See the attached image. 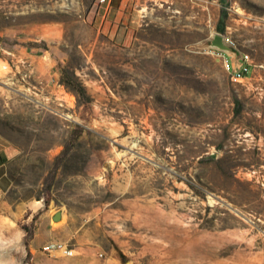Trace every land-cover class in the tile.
Segmentation results:
<instances>
[{
	"label": "rangeland",
	"instance_id": "rangeland-1",
	"mask_svg": "<svg viewBox=\"0 0 264 264\" xmlns=\"http://www.w3.org/2000/svg\"><path fill=\"white\" fill-rule=\"evenodd\" d=\"M173 1L116 44L100 0H0V264H264V34L233 81L228 0Z\"/></svg>",
	"mask_w": 264,
	"mask_h": 264
},
{
	"label": "crops",
	"instance_id": "crops-1",
	"mask_svg": "<svg viewBox=\"0 0 264 264\" xmlns=\"http://www.w3.org/2000/svg\"><path fill=\"white\" fill-rule=\"evenodd\" d=\"M153 0H106L97 2L86 15V23L94 27L97 34L108 37L116 44H129L135 39L140 27L142 7ZM169 6L173 0H164ZM230 8L224 33L213 34H264V0H228ZM0 168L5 165L1 161Z\"/></svg>",
	"mask_w": 264,
	"mask_h": 264
},
{
	"label": "built area",
	"instance_id": "built-area-1",
	"mask_svg": "<svg viewBox=\"0 0 264 264\" xmlns=\"http://www.w3.org/2000/svg\"><path fill=\"white\" fill-rule=\"evenodd\" d=\"M102 2L106 0H101ZM214 38V36H213ZM223 43L228 46L229 50H223L210 44L207 49V53L215 57L221 62L223 68L230 75L231 79L236 82H243L252 75L254 70L253 59L248 53H240L239 55L233 51L235 47V42L230 35L222 34ZM264 188V186H263ZM57 248H63L55 243L48 244L42 249L44 252H52ZM64 252L69 255H73V250L69 249L67 246L64 248Z\"/></svg>",
	"mask_w": 264,
	"mask_h": 264
},
{
	"label": "trees",
	"instance_id": "trees-1",
	"mask_svg": "<svg viewBox=\"0 0 264 264\" xmlns=\"http://www.w3.org/2000/svg\"><path fill=\"white\" fill-rule=\"evenodd\" d=\"M227 16H228V13L226 12L225 7H224V8H222V12H221L220 24L217 27V31L220 33H224V31H225ZM61 80L65 85L74 89L76 91V93L78 94V96H80L82 98L86 96L85 87L80 82H78L74 78L67 75L66 72L62 73ZM1 161H3V163H4L7 160L4 156H1Z\"/></svg>",
	"mask_w": 264,
	"mask_h": 264
},
{
	"label": "water",
	"instance_id": "water-1",
	"mask_svg": "<svg viewBox=\"0 0 264 264\" xmlns=\"http://www.w3.org/2000/svg\"><path fill=\"white\" fill-rule=\"evenodd\" d=\"M211 44L214 45V46H217L218 48L220 49H223V50H229L228 46H226L224 43H223V38H222V34H216L214 36V38L212 39L211 41ZM62 219V212H58L56 213L54 216H53V220L58 222Z\"/></svg>",
	"mask_w": 264,
	"mask_h": 264
},
{
	"label": "bare ground",
	"instance_id": "bare-ground-1",
	"mask_svg": "<svg viewBox=\"0 0 264 264\" xmlns=\"http://www.w3.org/2000/svg\"><path fill=\"white\" fill-rule=\"evenodd\" d=\"M226 71V70H225Z\"/></svg>",
	"mask_w": 264,
	"mask_h": 264
}]
</instances>
